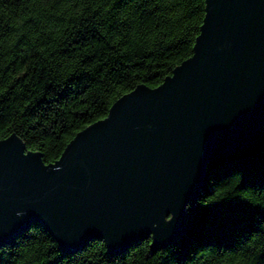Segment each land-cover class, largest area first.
Returning a JSON list of instances; mask_svg holds the SVG:
<instances>
[{"label": "water", "instance_id": "obj_1", "mask_svg": "<svg viewBox=\"0 0 264 264\" xmlns=\"http://www.w3.org/2000/svg\"><path fill=\"white\" fill-rule=\"evenodd\" d=\"M264 130V0H205L192 56L162 83L138 85L45 163L0 140V249L33 225L63 253L102 241L110 257L184 234L207 166Z\"/></svg>", "mask_w": 264, "mask_h": 264}, {"label": "trees", "instance_id": "obj_2", "mask_svg": "<svg viewBox=\"0 0 264 264\" xmlns=\"http://www.w3.org/2000/svg\"><path fill=\"white\" fill-rule=\"evenodd\" d=\"M205 0H0V140L43 162L138 85L159 86L192 56ZM110 257L102 241L63 253L40 225L0 249V264H264V130L211 162L184 234Z\"/></svg>", "mask_w": 264, "mask_h": 264}]
</instances>
